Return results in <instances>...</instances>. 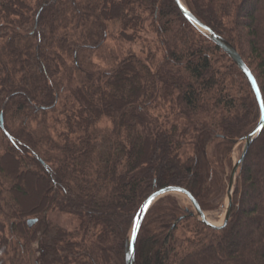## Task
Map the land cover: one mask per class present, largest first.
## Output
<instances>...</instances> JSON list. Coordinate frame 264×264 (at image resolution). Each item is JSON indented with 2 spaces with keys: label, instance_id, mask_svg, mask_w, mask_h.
Segmentation results:
<instances>
[{
  "label": "trees",
  "instance_id": "trees-1",
  "mask_svg": "<svg viewBox=\"0 0 264 264\" xmlns=\"http://www.w3.org/2000/svg\"><path fill=\"white\" fill-rule=\"evenodd\" d=\"M183 1L238 51L264 98V0H250L248 13L249 0ZM147 24L162 60L91 64L111 28L133 42ZM219 52L232 65L221 68ZM167 105L182 124L153 117ZM259 120L243 73L175 0H0V264H126L134 219L154 191L181 187L204 212L219 207L230 179L220 163ZM50 211L78 228L54 224ZM185 215L175 197L159 200L136 264H264V129L239 170L227 227L192 217L173 226Z\"/></svg>",
  "mask_w": 264,
  "mask_h": 264
},
{
  "label": "rangeland",
  "instance_id": "rangeland-1",
  "mask_svg": "<svg viewBox=\"0 0 264 264\" xmlns=\"http://www.w3.org/2000/svg\"><path fill=\"white\" fill-rule=\"evenodd\" d=\"M249 4H250V0L248 2L247 7L244 8L245 10L244 13H248L251 10ZM149 24H152V22H150ZM120 36H121V32L119 28L115 30L114 28H111V30L108 31V37L104 42V44L102 45V47L100 49L95 50L90 55L91 64H93L94 67L101 68L102 70H111L129 55H135L142 61H146V59L149 57L150 54L155 55L157 61L163 59V51H162L160 39L158 38V35L154 32V28L152 27L150 28V25L148 24L145 25L144 28L139 32L138 38L133 40V42H126L122 40ZM218 56L222 57L224 60V61L222 60V63L219 64L221 68H224L225 65L227 66L232 65L230 60L227 57H224L225 55L222 54L221 52H219ZM250 62L251 61L249 60V63ZM252 67L255 68V66ZM153 117L156 119L158 117L159 122L161 124L165 123L166 121L167 123L170 124H176V123L182 124L184 122V118L178 115V111L171 110L170 105L159 108L158 112L156 111ZM107 126H110V123L106 120H104L100 124V127L103 129H105ZM3 141H4L3 137L0 136V147H2L1 145H3ZM243 146L244 143L242 142L237 144H232L231 151L227 157V160L225 162L220 163L221 166H225V172H226L225 179L230 175L231 173L230 170L234 166V163L238 161V159L240 158L243 150ZM214 148L215 145L210 146L208 152L209 156H212ZM18 176L22 178L23 175L20 174L17 175V177ZM226 183L228 184V180L226 181ZM25 187L27 188L28 186ZM226 191H227V185H226ZM226 191H225V195L221 199L219 207L216 210L205 212L208 219L213 223L220 224L223 220L225 214V205H226ZM169 196L175 197L177 199L180 207L182 208V210L185 212L186 215H187L186 210L194 212V208L191 202L186 197H183L182 195H178V194H173ZM246 206H248V204ZM48 218L54 224L60 225L66 230L72 231L78 228V222L76 218H74L73 216H69L67 214H61L59 211H54V212L50 211L48 213ZM192 218L195 219L197 222H199L196 218L194 217ZM185 225L186 224L182 226L181 229L182 232L187 229ZM179 234H183V233L180 232ZM35 247H37V245H35Z\"/></svg>",
  "mask_w": 264,
  "mask_h": 264
},
{
  "label": "water",
  "instance_id": "water-1",
  "mask_svg": "<svg viewBox=\"0 0 264 264\" xmlns=\"http://www.w3.org/2000/svg\"><path fill=\"white\" fill-rule=\"evenodd\" d=\"M178 8L181 13L189 20L197 29H199L212 43L218 46L239 68V70L243 73L245 78L247 79L249 85L251 86L254 95L256 97L259 111H260V120L257 127L246 137L241 140H232L234 144L244 143L243 150L238 161L234 163L233 169L230 174L229 183L226 191V205H225V214L223 220L220 224H216L207 219L206 213L200 207L198 201L194 198V196L188 192L186 189L181 187H165L154 191L142 204L139 209L135 219L129 236L126 240L125 246V261L126 264H136V242L144 222L146 215L152 206L158 202L159 200L173 194H182L185 195L186 198L191 202L194 212L186 210L187 215L180 217L177 219L173 226H175L178 222L183 220L186 217H194L201 224L206 226L209 229L221 231L225 229L230 221L232 210H233V195L235 192L236 180L239 176V170L241 166L244 164L247 154L249 152L250 147L260 135L262 130L264 129V98L262 91L259 87V84L251 72V70L247 67L245 62L243 61L241 55L238 51L225 39L217 35L214 31L201 24L188 10L182 0H175ZM1 127L3 128V117L1 116ZM38 220H29L28 226L32 228L34 224L37 223Z\"/></svg>",
  "mask_w": 264,
  "mask_h": 264
},
{
  "label": "bare ground",
  "instance_id": "bare-ground-1",
  "mask_svg": "<svg viewBox=\"0 0 264 264\" xmlns=\"http://www.w3.org/2000/svg\"><path fill=\"white\" fill-rule=\"evenodd\" d=\"M178 195H182V194H178ZM182 196H183V197H186L185 195H182ZM156 203H157V202H156ZM156 203H155V204H156ZM155 204H154V205H155ZM154 205H153V206H154ZM153 206H152V207H153ZM207 219H208V217H207ZM133 223H134V222H133Z\"/></svg>",
  "mask_w": 264,
  "mask_h": 264
}]
</instances>
